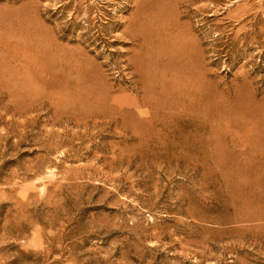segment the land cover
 <instances>
[{
    "label": "rangeland",
    "instance_id": "rangeland-1",
    "mask_svg": "<svg viewBox=\"0 0 264 264\" xmlns=\"http://www.w3.org/2000/svg\"><path fill=\"white\" fill-rule=\"evenodd\" d=\"M0 264H264V0H0Z\"/></svg>",
    "mask_w": 264,
    "mask_h": 264
},
{
    "label": "bare ground",
    "instance_id": "bare-ground-1",
    "mask_svg": "<svg viewBox=\"0 0 264 264\" xmlns=\"http://www.w3.org/2000/svg\"><path fill=\"white\" fill-rule=\"evenodd\" d=\"M139 13H140L139 15H141V13H143V12H139ZM137 15H138V13H137ZM135 18H136V16H135ZM139 18H140V16L138 17V19ZM142 18H143V16H142ZM144 20H146V19H144ZM129 23H130V21H129ZM135 24L132 23L131 25L129 24V26H133ZM130 28L131 27H129V29ZM137 28H138V25H137ZM129 29L126 32V34H127L126 37H128V39L131 40L133 43H137V42L139 43V42H141L140 41V37H139L140 35L138 36L137 32L132 31V30L130 31ZM143 38H141V39H143ZM170 61H171V59H170ZM171 62H169V63H171ZM58 63H59V66L61 68L60 71H63V72H60L62 79H61L60 83H58V85H57L58 87H60V90L62 91V93L60 95V104H61V107L63 109L62 111L65 114L71 115L73 118L79 119V120H85V119H91V118H107L108 117V114H107L108 107L106 106L107 105L106 104V101H107L108 96H109L108 93H107V91H104L103 90V91H101L99 93V97H100L99 102H97V103H95V102H93V103L89 102L88 101V99H89L88 96L90 94H94V91L95 90H93V88L92 89H85L84 88L86 85H85V82L82 79V77L83 76H86V75H83L82 76L83 71H84V70H82V68H83L82 66L83 65L80 64V62L78 60H73L72 61V63H73L72 65L66 64V63L62 62L60 59L58 60ZM151 63L153 64L152 61L150 62V64ZM138 64H139V60H137V58H134L129 63L130 66L135 67L137 69L139 68L138 67ZM140 65L141 64H139V66ZM167 68H168V66H167ZM170 70H172V67H171ZM196 70H198V69H196ZM64 71H69V72H64ZM72 71H74V72H72ZM78 71H81V73L78 72ZM7 75H9V74H7ZM8 77H10V76H8ZM81 79L83 80V83H82ZM88 81H89V79H88ZM96 82L94 81V83H96ZM98 84H99V82H98ZM94 86H92V87H94Z\"/></svg>",
    "mask_w": 264,
    "mask_h": 264
}]
</instances>
